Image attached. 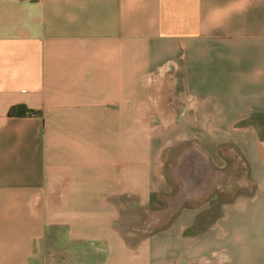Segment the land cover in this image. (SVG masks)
I'll return each instance as SVG.
<instances>
[{
  "label": "crops",
  "instance_id": "0c3cea01",
  "mask_svg": "<svg viewBox=\"0 0 264 264\" xmlns=\"http://www.w3.org/2000/svg\"><path fill=\"white\" fill-rule=\"evenodd\" d=\"M49 237L264 264V0H0V264Z\"/></svg>",
  "mask_w": 264,
  "mask_h": 264
},
{
  "label": "rangeland",
  "instance_id": "374dc122",
  "mask_svg": "<svg viewBox=\"0 0 264 264\" xmlns=\"http://www.w3.org/2000/svg\"><path fill=\"white\" fill-rule=\"evenodd\" d=\"M143 224L139 221L122 227V234L129 243L134 244L142 238L144 233L134 232L133 230L141 228ZM91 256L93 257L89 258ZM101 256L102 253L89 255L85 249L70 245L62 238L49 237L45 244L42 264H88L89 262H97L102 258Z\"/></svg>",
  "mask_w": 264,
  "mask_h": 264
},
{
  "label": "trees",
  "instance_id": "16d2710c",
  "mask_svg": "<svg viewBox=\"0 0 264 264\" xmlns=\"http://www.w3.org/2000/svg\"><path fill=\"white\" fill-rule=\"evenodd\" d=\"M9 116H41V111L28 108L22 104L13 105L10 107Z\"/></svg>",
  "mask_w": 264,
  "mask_h": 264
}]
</instances>
